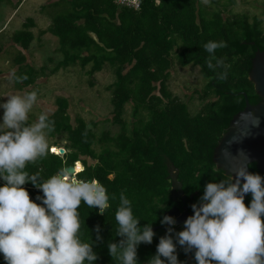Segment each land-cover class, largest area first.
Segmentation results:
<instances>
[{
  "label": "trees",
  "instance_id": "trees-1",
  "mask_svg": "<svg viewBox=\"0 0 264 264\" xmlns=\"http://www.w3.org/2000/svg\"><path fill=\"white\" fill-rule=\"evenodd\" d=\"M63 1H70L69 8L54 17L46 30L59 39L64 55L59 68L79 65L84 69L90 65L86 75L93 86V75L110 65L115 74L114 82L106 87L111 96L110 122L119 131L115 135L104 132L98 138L93 129L96 123L91 128L82 118H76L72 124L67 117L69 104L59 100L57 110L49 117L55 122L54 129L47 135L63 137L67 142L65 153L47 152L28 162L25 170L39 173L43 181L81 162L84 169L77 176L99 180L106 187L110 207L104 214L83 201L78 209V235L83 242H95V264H120L109 255L107 245L121 239L116 236L115 212L123 192L132 201L133 214L141 220V227L145 223L159 227L153 242L141 243L137 250L139 264H147L167 230L160 224L162 216L172 207L181 213L187 207L192 215L191 205L203 195L204 186L224 178V172L213 162V154L232 118L244 109L243 94L253 106L261 102L249 73L255 53L264 51L262 23L246 14H233L231 8L238 0H211L208 7L201 0H143L139 11L119 7L114 0ZM30 41H22V47L27 48ZM208 41L227 44L215 50L214 68L207 63L211 54L204 44ZM217 60L223 63L217 65ZM175 61L182 67H198L207 80L205 89L196 92L203 104L195 115L168 91ZM225 73L221 79L220 74ZM126 105L132 109L129 124L123 118ZM96 145L101 146L99 152L94 149ZM169 165L178 171L185 202L172 199ZM249 170L264 176L255 163ZM23 187L33 201L43 195L31 183ZM251 198L247 194L246 206ZM97 226L101 240H96ZM173 227L178 232L183 224ZM177 254L184 264H196L194 250L185 253L178 245ZM0 264H5L2 254Z\"/></svg>",
  "mask_w": 264,
  "mask_h": 264
},
{
  "label": "clouds",
  "instance_id": "clouds-1",
  "mask_svg": "<svg viewBox=\"0 0 264 264\" xmlns=\"http://www.w3.org/2000/svg\"><path fill=\"white\" fill-rule=\"evenodd\" d=\"M211 3V0H205ZM224 41H208V67L214 68L217 48ZM217 60V65L222 64ZM220 74V78H225ZM10 78L18 82L28 76ZM37 101V92L9 94L0 102V254L5 264H95V242H83L78 209L83 201L104 214L110 207L106 187L99 180H87L61 170L41 181L39 173L25 170L28 162L47 155V132L54 120L47 111L38 121L27 124L28 114ZM91 125H89L90 127ZM55 149H53L54 151ZM54 154V153H53ZM78 170H83L77 165ZM31 183L42 190L35 201L24 185ZM251 194L246 206L245 196ZM193 214L175 231L174 217L163 215L161 225H169L159 238L156 252L147 264H184L178 259L177 246L185 253L194 250L196 264H264V176L241 164L219 180L204 186L203 195L191 205ZM118 242L110 241L108 253L120 264H139L137 250L141 243L151 244L156 233L152 223L140 226L133 214L132 201L122 192L115 212ZM101 240L100 227L95 229Z\"/></svg>",
  "mask_w": 264,
  "mask_h": 264
},
{
  "label": "rangeland",
  "instance_id": "rangeland-1",
  "mask_svg": "<svg viewBox=\"0 0 264 264\" xmlns=\"http://www.w3.org/2000/svg\"><path fill=\"white\" fill-rule=\"evenodd\" d=\"M31 1L32 0H28L27 4H31ZM201 1L203 5L208 7L209 3H205V0ZM16 6L17 5L15 3L8 0H4L0 3V29H2L0 31V48L2 49V55H0V77L4 74H8L7 72L13 65V58H18L21 55V53L17 52V50L13 47L7 46V38L10 36L11 31L15 28H22V23L19 21V18L25 17L24 14H26L25 7H23L18 11L11 22L6 23L8 13L16 10ZM36 10L37 8H32L27 12V14ZM231 12L233 14H246L250 18H257L261 21L262 28L264 30V0H238L237 5L231 8ZM48 13L52 14L53 10L48 9ZM36 21H38V26H40L41 29L44 26L49 27V23L46 25V20L42 17L36 18ZM55 45L56 43L54 41L49 38H43L40 34L38 35V38H36V44L32 45V48L36 47V49L40 50L38 51L40 53V61L43 62H41L42 65H34L38 70L37 73H34L30 68H26L25 70V72H28L26 75L28 76L29 81L34 84L33 91L43 92L45 97L42 98L48 101L50 104H48L49 107H53L50 101L55 99L53 95L57 91L56 86L58 87L59 85H62L64 90L67 91V94H70L67 117L72 124H74L76 118H82L88 126L96 123L97 125L93 129L98 138L101 137L104 132H110L111 135L118 133L119 127L110 122L112 118V106L110 103L111 96L106 90V87L115 80L113 69L110 65H106L101 72L95 73L93 75V86L90 85L91 78L86 75L90 65L86 66L85 69H81L79 65L67 66L71 71L68 76L65 75L63 78L61 75L65 74V69H60L59 73H55L54 77H51L49 75V71L54 69L57 62L63 60L64 58L61 54L56 55L54 53ZM49 60H51V63H48ZM16 76L19 77L23 75L21 73H17ZM35 76L47 80L50 77L52 79L50 78L48 83L38 85L33 81V79L36 78ZM17 82L18 81L13 79V81L10 82V85L18 86L19 83ZM206 84L207 80L202 76L198 67L193 65L182 67L177 61H175L174 67L171 70V75L167 81V88L173 96L178 97L181 101L186 103L189 112L192 115H195L199 112L203 104L196 92L203 91ZM8 92V86L5 89H0V102H5L7 100L3 99V94L8 96ZM45 106L46 105H39L37 100L28 114V120L26 123L30 125L37 122L39 115L44 112L43 109H45ZM52 110L53 108L48 109V114ZM2 114L3 110L0 109V116H2ZM123 118L128 124L132 121V109L130 105L125 106ZM47 141L49 144V153H52L51 150L53 145H56L59 149H64L67 143L63 137L52 138L48 135ZM58 148H55L53 151L56 155L59 154ZM94 149L99 152L101 150V146L96 145Z\"/></svg>",
  "mask_w": 264,
  "mask_h": 264
},
{
  "label": "water",
  "instance_id": "water-1",
  "mask_svg": "<svg viewBox=\"0 0 264 264\" xmlns=\"http://www.w3.org/2000/svg\"><path fill=\"white\" fill-rule=\"evenodd\" d=\"M249 80L253 83L254 90L261 98V102L253 106L248 102L246 94H243L244 109L232 118L227 131L214 150L213 162L216 168L221 169L225 175L232 173V170L241 164H247L249 168L252 163H256L258 170L264 173V51L255 53ZM58 152L63 155L65 150L59 149ZM78 163L83 168L82 163ZM78 163L74 162L73 165L62 170H67L75 175V167ZM168 178L171 182L173 201L184 200L182 184L178 181V171L173 165L168 166ZM165 215L174 217L176 221L174 226H180L187 219L189 213L187 208L181 213L177 207H172ZM168 227L170 226L165 224L163 228L167 229ZM157 229L159 227H154L153 231Z\"/></svg>",
  "mask_w": 264,
  "mask_h": 264
},
{
  "label": "crops",
  "instance_id": "crops-1",
  "mask_svg": "<svg viewBox=\"0 0 264 264\" xmlns=\"http://www.w3.org/2000/svg\"><path fill=\"white\" fill-rule=\"evenodd\" d=\"M8 1H12L17 6L15 8L16 10H13L11 13H8L6 23L11 22L12 19H14V17L18 13V11L23 7H25L26 14H24L25 17L19 18V21L22 23V28L13 29L10 33V36L7 38V41H8L7 46L13 47L15 50H17V52H20L21 55L18 58H15V59L13 58V60H12L13 65L10 68V70L7 72L8 74H4L0 77V83H1L0 89H5L8 86L9 92L7 94L22 95L25 92L33 91L34 90V88H33L34 84H32L29 81V79H27V80H23L24 81V82L22 81L23 83L21 81L17 82V83H19L18 86H16V85L11 86L10 82L13 81V79L10 78L11 71H15L16 74L21 73L22 75H25L26 73H28V72H25L26 68H30L34 73H37L38 70L34 65H42L43 62L40 61L41 60L40 59V53L38 52L40 50L36 49V47L32 48V45L36 44V38H38L39 34L43 38H49L52 41H54L56 43L55 48H54V53L56 55L61 54L64 57L63 52H61L60 43L58 45L59 39L56 36L52 35L51 33L47 32L46 30L52 24V19L54 17L59 15L63 10L69 8L70 1L64 2L63 0H32L31 4H29V5L27 4L28 0H8ZM32 8H37V10L27 14V12ZM48 9H52L53 13L49 14ZM40 17H42L43 19L46 20V25H47V23H49V27L44 26L41 29L40 26H38V21H36V18H40ZM1 30L2 29H0V31ZM24 33H25V35H24ZM49 34H51V35H49ZM18 35H19V37L22 38L20 41H18L20 39L18 37ZM28 39H31V41H30L28 47L24 49L22 47L23 46L22 41H26ZM37 44H39V43H37ZM0 55H2V49L1 48H0ZM63 60H64V58H63ZM63 60L57 62L54 69L49 71V75L51 77H54L55 73H59L60 69H65V74L61 75L63 78L65 75L66 76L69 75V73L71 72L69 70L70 68H68V67L67 68L66 67L59 68V65L62 63ZM48 63H51V60H49ZM35 77L36 78L33 79V81L35 82V84H38V85L48 83L50 81L49 79L51 78L50 77L47 80V79H42L41 77H38V76H35ZM56 89H57V91L53 95L55 97V99L50 101V103L52 104L53 107H49L50 104L48 103V101H46L44 98H42V97H45V95H43L44 93L37 91V97H38L37 100H38L39 105H46L45 109H43L44 112L50 108H53V110L49 113V116L54 114V112L57 110V103L59 100H65V101H67V103L70 100L69 99L70 94H67V91L64 90L62 85H59L58 87L56 86ZM3 96H4L3 99H7L6 94H3ZM60 96H62V97H60ZM41 108H43V107H41ZM55 148H58V147H55Z\"/></svg>",
  "mask_w": 264,
  "mask_h": 264
},
{
  "label": "built area",
  "instance_id": "built-area-1",
  "mask_svg": "<svg viewBox=\"0 0 264 264\" xmlns=\"http://www.w3.org/2000/svg\"><path fill=\"white\" fill-rule=\"evenodd\" d=\"M143 0H114V3L119 7L129 8L134 11H139L142 7ZM52 151V150H51ZM56 154V153H54ZM80 172H75V176Z\"/></svg>",
  "mask_w": 264,
  "mask_h": 264
},
{
  "label": "bare ground",
  "instance_id": "bare-ground-1",
  "mask_svg": "<svg viewBox=\"0 0 264 264\" xmlns=\"http://www.w3.org/2000/svg\"><path fill=\"white\" fill-rule=\"evenodd\" d=\"M59 149V148H58ZM59 151V150H58ZM53 153V152H52ZM77 165H80L79 163L77 164ZM77 165H76V167H75V172H79L80 170H78V168H77ZM81 166V165H80Z\"/></svg>",
  "mask_w": 264,
  "mask_h": 264
},
{
  "label": "flooded vegetation",
  "instance_id": "flooded-vegetation-1",
  "mask_svg": "<svg viewBox=\"0 0 264 264\" xmlns=\"http://www.w3.org/2000/svg\"><path fill=\"white\" fill-rule=\"evenodd\" d=\"M255 164H256V163H255ZM256 166H257V165H256ZM178 200H180V201H182V202H185V200H182V199H178ZM185 208H187V207H184V209H185Z\"/></svg>",
  "mask_w": 264,
  "mask_h": 264
}]
</instances>
